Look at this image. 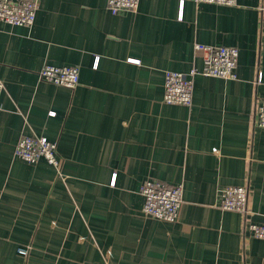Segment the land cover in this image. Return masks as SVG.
Returning <instances> with one entry per match:
<instances>
[{"label":"crops","instance_id":"0c3cea01","mask_svg":"<svg viewBox=\"0 0 264 264\" xmlns=\"http://www.w3.org/2000/svg\"><path fill=\"white\" fill-rule=\"evenodd\" d=\"M196 43L237 48L236 77L163 102L165 70L201 66ZM45 63L78 84L41 80ZM0 80V264H264L245 225L264 223V0H38L32 26L0 23ZM23 134L57 143L59 172L14 156ZM147 178L182 184L174 222L142 212ZM235 185L246 215L217 206Z\"/></svg>","mask_w":264,"mask_h":264},{"label":"built area","instance_id":"2783aa9c","mask_svg":"<svg viewBox=\"0 0 264 264\" xmlns=\"http://www.w3.org/2000/svg\"><path fill=\"white\" fill-rule=\"evenodd\" d=\"M184 0H181V3ZM195 4L209 3L232 6L236 0H191ZM112 14L122 10L135 11L139 0H106ZM38 9V0H0V23L30 27L34 23ZM194 53L199 55L201 66H192L188 71L165 70L163 81V102L188 106L192 101L193 78L196 75L213 76L225 79L236 77L235 67L238 50L233 46L194 44ZM41 80L66 88H74L79 82V67L76 65L57 66L45 63L39 70ZM4 89L0 80V95ZM255 124L264 128V98L255 107ZM14 156L26 162L44 160L60 171L57 155V143L44 136L23 134L16 142ZM143 197L142 212L145 215L167 222H174L182 205L183 186L166 184L157 179L147 178L139 187ZM217 206L225 210H235L248 214V190L244 185L226 186L218 191ZM250 234L264 239V223H245ZM18 252L26 255L28 248H19Z\"/></svg>","mask_w":264,"mask_h":264}]
</instances>
